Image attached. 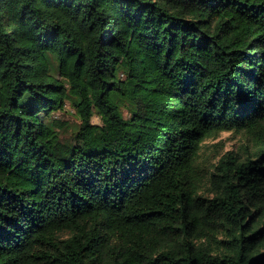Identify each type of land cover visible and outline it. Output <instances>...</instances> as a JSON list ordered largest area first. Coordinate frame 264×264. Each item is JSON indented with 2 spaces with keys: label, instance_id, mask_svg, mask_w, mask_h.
<instances>
[{
  "label": "trees",
  "instance_id": "obj_1",
  "mask_svg": "<svg viewBox=\"0 0 264 264\" xmlns=\"http://www.w3.org/2000/svg\"><path fill=\"white\" fill-rule=\"evenodd\" d=\"M0 264H264V0H0Z\"/></svg>",
  "mask_w": 264,
  "mask_h": 264
},
{
  "label": "rangeland",
  "instance_id": "obj_2",
  "mask_svg": "<svg viewBox=\"0 0 264 264\" xmlns=\"http://www.w3.org/2000/svg\"><path fill=\"white\" fill-rule=\"evenodd\" d=\"M54 119L60 129L61 138H69L73 134V125L77 123L75 109L67 103L63 111H58L54 115ZM93 120L97 122L95 116ZM252 148V144L246 141L242 135L224 131L215 137L204 140L202 151L206 154L202 158L207 157L208 162H213L215 157L218 159L227 151H232L234 154L240 156V158H243L252 152ZM205 194H207V196L212 195V193L207 190V186Z\"/></svg>",
  "mask_w": 264,
  "mask_h": 264
}]
</instances>
